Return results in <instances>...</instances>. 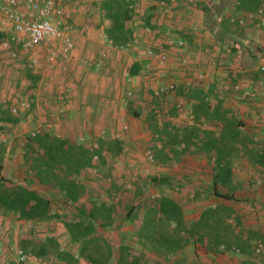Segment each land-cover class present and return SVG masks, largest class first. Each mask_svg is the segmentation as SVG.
I'll return each mask as SVG.
<instances>
[{"label":"crops","instance_id":"1","mask_svg":"<svg viewBox=\"0 0 264 264\" xmlns=\"http://www.w3.org/2000/svg\"><path fill=\"white\" fill-rule=\"evenodd\" d=\"M57 1L61 3L66 13L70 16L69 23L72 27L71 37L74 43V50L72 52V58L68 62V70L64 76H61L57 72V69H49L45 62L43 50L40 49L38 51V67L35 73H32L38 76L39 79L35 85H31L27 81L30 85L28 92L33 95V98L29 100V102L33 104V110L30 111V118L20 115L12 116L9 113L10 105L14 103V97L10 101V104L6 105L9 98L6 100L5 95L8 87L11 85V80L14 77L17 78L18 75L22 76L21 72H18L21 71L19 69L20 67L15 63H24V69H28L25 61L14 62L8 58L7 52L1 47V42L4 36L0 34V127L3 131L4 129L5 131L6 129H11L10 133H7V135H0V139L7 145L9 143H12L13 145L14 140L15 143H19L22 138L25 139L26 136L32 133H39V131H32L36 128H44L45 126L49 127L50 125H46L48 119L47 116H53V114L58 113L56 115L58 120H54L55 123L50 126V130L44 128V131H46L45 133H49L50 131V134H54L63 139L74 140L77 144L79 143L76 137H84L88 140L87 142H95L97 144L99 141H117L121 144L119 157H121V155L124 156L123 154L128 151V147L125 145L127 139H136L135 137L140 134L139 129L148 128L145 120L142 119V113L147 111L144 106L151 105L153 115L155 110L154 106H159V100L154 98L151 91L144 87L146 80H150V77L156 73L152 62H150L148 69L146 68L148 61L144 60L142 57V51L144 48L152 45L156 48L167 50L170 58L168 74L177 87L175 96L166 95L162 106H169L167 101H173L177 106L179 104L180 106H182V104L191 106L192 101L189 99L188 93L192 90H199L203 93L204 100L208 104L207 106L210 108L219 106L223 109L229 110L230 113L241 122L244 127L242 131L244 135L248 136L249 139H251V141L262 150L261 153L264 155V118L258 116L260 105L264 103V90L257 88L254 89V96L251 98L253 106H248L247 103L246 106L245 102L238 101L239 96L234 95V93L228 89L231 84L243 77L255 80H258L261 77L264 80V75H260V70L258 71L257 69V66L261 62L258 59L257 54L259 52H264V44H261L264 43V33L260 31L262 32V40L254 45L256 48L254 51H252V46L247 44V49L252 51L251 54L254 56V61H256L254 66L247 64L248 60L250 62V56L248 59L246 57L247 50L242 48V45H245V42L247 43V41L242 40V44H239L241 42L231 38L232 34L230 31H232V29L229 28L230 26L231 28L232 26L235 28H246L249 26L239 27L228 21V18L230 17L244 14V12L235 8V4L238 2L237 0H233V4L229 9L222 11L220 14L215 12L216 6L219 4L220 0H180L175 8H173V12L165 18L163 17L164 19L158 10L152 6L153 2L157 0H130L133 3V19L130 25L134 31L133 39L137 40V44L136 46H129L124 51H117L105 36L104 31L108 27L109 22L104 19L101 10V2L103 0ZM210 12L214 14L212 22L208 21V14ZM219 17L221 18L220 22L217 21V18ZM161 18L164 21V30L170 29L174 37L181 36L184 38L186 42V50L181 51L174 47H167L163 36L164 30H162V28L159 30L160 28L157 26V23L161 21ZM222 24L223 26L224 24L228 25L231 35L226 41V44L221 43L216 36V33ZM145 27L151 29L150 34L146 35L143 32ZM193 27H196L197 31H193ZM232 44L233 47L230 48ZM236 46H239L240 49L242 48V51H237L235 49ZM102 52H107L108 58L105 61L103 68L100 70H95L92 66L88 67L82 65V60H93ZM184 55L188 57L189 64L186 69H180L178 62ZM14 69H16L17 72H15ZM132 70L135 71V73L131 75L130 71ZM49 76L51 77V82L48 79ZM23 79L26 80L25 76ZM65 88L69 91L70 98L67 103L59 100L60 94ZM11 92L14 95L16 91L11 89L9 90V94ZM24 97L26 98V96ZM144 101H147V103L149 102L150 105L146 104ZM139 106H141V108ZM252 108L255 110L252 111ZM190 112L191 114H189V118L192 117L193 119L184 126H179L178 122L174 121V118L164 120L163 123L169 122V126L175 128L195 126L200 130H211L215 132V134L219 132V121L217 122L216 120L214 121L205 118L196 120L192 110H190ZM7 114L16 119L17 122H3L1 118L5 117ZM129 114H132V116ZM119 118L124 120L128 129L121 133L120 140H114L112 139L111 134L121 131V124L118 121ZM208 121H213V127L210 125L207 129L200 127V123H206L208 125ZM153 123L159 128L163 124L159 125L156 121ZM150 135L154 134L150 131ZM75 138L77 140H75ZM157 141V139L154 140L156 144L155 147L154 145L151 146L154 147V151L160 147V144H158ZM257 146L251 145L249 148L257 150ZM237 148L238 153L232 156L233 161L237 158L243 160L247 166H256L248 162V154L245 153L240 145H237ZM9 149L10 145H8V149L6 150L8 151ZM14 150L19 156L18 163H21L23 149L18 145ZM103 152L105 155V151ZM16 155H7V157L2 160L1 165L3 168H1V176L4 178L12 179V176L18 175V172H14V170H16V165L13 162L14 160H8L9 157L16 159ZM103 157L105 158L106 156ZM166 157L167 159L164 161L165 163L156 162L154 164V171H167L166 163H174V167L178 166L182 171L179 177L184 181H188L187 184H181L184 188L181 190L180 197L189 195V198H191L192 194L190 190L203 191L202 187H205V184L207 185L209 182L211 184L214 167V153L205 154L195 147H190L186 149L185 152L178 155L177 158L173 157L172 154H167ZM233 161L231 183L228 185L230 192L235 191L239 187L234 182L235 163H233ZM8 163L13 168L15 167L14 170H9V173H11L9 175L11 176H6L5 173V170L9 165ZM204 163H209L211 165L209 172L210 180L208 181H205V176H202L207 172ZM142 173H144L143 175L145 176L146 173L150 172L147 169L136 172L132 171L133 177L134 175L141 176ZM203 181L205 182L203 183ZM133 183L134 188L136 179H134ZM179 184L173 185L176 191L178 190L176 189V186ZM140 186L134 188L133 192L136 189L137 191H135V193L144 192L143 188H139ZM108 188L110 189L109 186ZM188 192L190 194H188ZM141 194L143 195V193ZM108 195H111L110 204L113 206V210L116 211L119 206L113 203L119 201L120 198L112 191L109 192ZM142 195L138 196L134 201L130 200L132 202L128 201L132 210L131 214L134 215L131 224L120 222V219L116 222L115 217H113V225L107 228L104 232L103 236L107 241L111 236L118 239V242H115L114 248L119 246L121 240H124L126 243L130 238L137 239L135 230L139 224H141L144 213L148 209L147 207L146 209L144 207L143 200L141 199ZM113 198L114 202L112 201ZM170 198L175 200L181 206L184 213V219L187 223L195 222L199 219L201 212L189 215L185 214V209L188 211V208L191 209L193 207L192 205L184 206V199L178 200L176 198ZM106 201L107 203L109 202L108 200ZM101 203L106 202L103 201L98 204ZM201 203L205 204V202ZM71 205L70 202H67L66 208H70ZM212 208H215V206H212ZM243 218L244 217L242 216L235 215V213L233 214V212L230 214V217L226 220L227 223L231 225L230 233L234 235L240 234L231 223L232 221H234V223H237L238 221L241 222ZM2 219L4 218L2 217L1 220ZM242 223L243 222H241V224ZM247 229L248 230H245L246 232L252 231L250 228ZM254 231H256V234L259 236L257 230ZM231 236L232 235H230V237ZM8 237H11V231L8 230V228H5L4 232L0 229L1 254L3 253L1 247L4 246L5 240ZM193 240L194 241H191L190 245L171 256H158L149 249H146L147 251L144 250L146 253L144 258L148 259L146 264H214L212 263L213 257H225V255L228 254L238 255L239 258L243 260L240 254L233 252L220 253L218 248L216 253L209 251V244L206 239H203L202 243L195 241L199 240L198 237H194ZM254 244L255 242L253 245ZM131 247L133 248V246ZM72 254L76 256L77 251ZM142 255L143 254H140L139 256L141 257ZM201 256H203L206 261L199 262L201 261L199 260ZM255 262L261 264L257 260H255ZM4 263H6L5 258L0 260V264ZM40 264L46 263L43 262L42 259ZM78 264L89 263L80 259ZM141 264H143L142 261Z\"/></svg>","mask_w":264,"mask_h":264},{"label":"trees","instance_id":"2","mask_svg":"<svg viewBox=\"0 0 264 264\" xmlns=\"http://www.w3.org/2000/svg\"><path fill=\"white\" fill-rule=\"evenodd\" d=\"M232 1L220 0L215 12L220 14L229 9ZM237 1L235 8L244 13L258 11L261 2V0ZM132 5L130 0L101 2L103 17L109 22L104 33L114 47L125 46L133 40L134 31L130 25L133 19ZM213 16L214 14L210 12L208 21L212 22ZM216 36L221 43L226 44L231 37L228 25L222 24ZM232 47L233 44L230 48ZM254 60L251 54L250 62L248 60L247 64L254 66L256 63ZM134 73L135 71H130L131 75ZM259 74L264 75V70ZM25 78L31 85H35L39 79L31 70L25 71ZM188 97L192 101L194 118L219 121V132L215 134L211 130H200L195 126L175 128L169 126V122L163 123L160 128L153 124L150 126L151 132L158 135L157 143L160 144L158 149L153 150L154 158L156 159L159 154L163 155L165 160L167 154L177 158L190 147H195L205 154L214 153L211 178L213 193L217 198L235 200L229 192L228 185L232 177V156L238 153L237 145L248 154V162L252 165H264L262 150L239 129L242 126L241 122L229 110L219 106L210 108L199 90L190 91ZM1 120L6 123L17 122L7 115ZM251 145L257 146V150L250 149ZM104 150L114 154V150H121V144L117 141H99L98 150H93L77 144L74 140L63 139L50 133H37L29 136L24 142L21 157L23 166L28 169L26 183L17 184L4 178L1 176L0 168V213L17 215L18 219L24 222L52 218L51 200L40 194L35 186L44 187L57 195L55 204L59 206L61 214H54L53 218L61 221L69 240L77 245L75 256L62 250L55 237H47L44 240L28 239L22 241V247L26 251L41 259L56 258L63 264H78L80 259L89 264H141V257L124 240L114 248L103 236L106 229L113 225V217L116 222L119 220L115 216L119 212L113 210V206L107 202L88 204L82 201L84 187L79 183L78 176L92 166L94 154L100 155ZM104 159L100 155L102 162ZM152 180L156 185L163 182L156 178ZM218 187L224 188L227 192L217 190ZM67 202L72 204L70 208H66ZM225 210L229 213L224 214ZM131 211L130 207L128 215ZM231 213V210L224 207H207L201 211L197 221L187 223L181 206L170 197L161 196L152 208L145 211L135 234L144 248L158 256L174 255L190 245L194 237H198L199 240L195 241L202 243V240L206 239L209 244L208 250L213 253L217 252L220 245H224L227 251H237L242 256V264H257L252 255L253 243L258 238L256 232L247 231L244 235L230 233L232 235L230 239L227 237L225 232L226 230L230 232L231 225L226 220ZM236 224L240 225V222Z\"/></svg>","mask_w":264,"mask_h":264},{"label":"rangeland","instance_id":"3","mask_svg":"<svg viewBox=\"0 0 264 264\" xmlns=\"http://www.w3.org/2000/svg\"><path fill=\"white\" fill-rule=\"evenodd\" d=\"M232 29L231 34L232 38L234 40L241 42L242 40H246L247 43L245 42V45L243 44L242 48H245L246 51V57L249 58L251 56L252 51H254L255 44H258L260 40H262V32L258 28H255L252 25H249L246 28H235L234 26L229 27ZM254 28V29H253ZM239 44H242L239 43ZM252 46V51L248 50L247 46L248 45ZM264 44V43H261ZM242 48L240 51H242ZM39 55V54H37ZM10 63V62H8ZM12 63V62H11ZM18 65L21 71V75H18L17 78H13L11 80V85L7 89V93L5 95V99L7 101L6 105L10 104V101L14 97L12 92L9 94V90L17 91L19 94H21L22 97L26 96L28 100H31L33 98V95L30 94L28 91V87L30 86L27 83V79H23L25 76V71L24 69V63H15ZM9 65V64H7ZM23 68V69H22ZM15 72L17 70L14 69ZM23 71V72H22ZM16 75V74H15ZM29 82V81H28ZM30 83V82H29ZM146 104L150 105V103L147 101H144ZM169 106H154V108H159L162 116L164 117L163 120H169V118H174L177 122L178 125L184 126L185 124H188L191 120L189 119V114H191L190 110H192V107L189 105L182 104V106H177V104H174L173 101H167ZM245 102V105L247 103L248 106H253L252 101H242ZM156 104V103H155ZM157 105V104H156ZM159 105V104H158ZM246 105V106H247ZM141 108V106H139ZM30 111L33 110V104L30 106ZM144 108L147 110L142 113V119L145 120L146 124L148 125L147 129H139L140 134H138L136 139H127L125 145L128 147V151H126L121 157H119L120 151L114 150V154H109L106 150L105 151V159L103 162L100 160L99 165H98V171L97 174H91V173H86L85 175L80 174L78 176V181L81 183L84 187V196H83V202L91 204L93 202L100 203V202H107L108 200L110 203V197L109 192H113L117 197L120 198L119 201L113 203L115 205H118L117 211H119V214H116L117 218L121 220V222L125 224H131V221L134 219V215L130 213L128 215V211L130 208V204L128 201L132 200L134 201L138 196L142 195L141 199L143 200L144 207L147 208H152L154 203L150 200H148V196L151 194H158L160 197L161 196H168L172 198H176L178 200L184 199V206H191L193 208L185 209L186 213L185 214H193V213H200L204 208L206 207H219V208H226L229 209L235 213V215H239L244 217L241 222H243L240 225H235L234 221H232L231 224L234 225L235 229L237 232L239 231L243 235L246 233L245 230H248L247 228L252 229L253 232H256L254 230H257V233L259 234L258 238H256L257 242L258 240L264 241V184L261 183V181L264 179V165H256V166H250L246 165L243 160L241 159H234L233 163H235V175H234V182L237 184L239 187L235 190L232 191L231 194L235 198V200L228 201L224 200L221 198H217L214 193L212 186L210 182L206 185L202 190H190L192 197L189 198V195H184L183 197H180L181 190L184 188L181 184H187L188 181H184L182 178L179 177L181 174V170L178 168V166L174 167V163H166L167 165V171L164 172H159V171H154V164L157 163H163L165 161V158L163 155L159 154L157 158H154V162L151 163L145 159L144 153L145 151L149 148L153 152V148L155 147V142L156 140L153 135H150L151 130V125L154 124L153 122L156 121L153 113H152V106H144ZM134 110V109H132ZM252 111L255 109H251ZM132 113V112H131ZM31 114V112H30ZM58 113L53 114V116H47L48 119L46 121V125H53L54 120L57 121L58 119L56 118V115ZM9 114H7L8 116ZM132 116V114H129ZM12 117V116H9ZM13 118V117H12ZM44 121V120H43ZM45 122V121H44ZM208 126L210 125L213 127V121H208ZM49 127H44L46 130H50ZM209 126V127H210ZM216 127V125H215ZM43 127L36 128L32 130L33 132L39 131V133H45ZM33 129V128H32ZM11 129H1L0 127V135H7V133H10ZM149 131V132H148ZM6 132V133H5ZM50 133V131H49ZM52 133V132H51ZM31 136L28 135L26 138H22L19 143H15V140L12 143L8 144L10 145V149H8V145L0 139V168H3L2 160L5 159L8 156H11L12 154L16 155V149L17 146L21 149L24 148V142L25 140ZM152 136V138H151ZM24 137V136H23ZM78 139V137H76ZM75 138V140H77ZM17 139V138H16ZM22 143V144H21ZM154 147H151L153 146ZM14 147V148H13ZM126 147V148H127ZM17 158L13 159L12 157H9V161H13L16 165V170L15 167L13 168L9 163L8 167L6 168L5 173L6 176H11L9 174L11 169L14 170V172H18V175H14L9 179L14 183L21 184V183H26L27 182V171L28 169L23 166V161L21 160V163H18V154L16 155ZM17 160V162H16ZM165 163V162H164ZM205 164V169L207 172L202 175L205 176L204 179L205 181L210 180V167L211 165L209 163H204ZM131 166H135L137 168V171L147 169L149 170L150 173L148 175H143L142 173L141 176L139 175H134L132 174L133 169H131ZM117 174L121 176V179H124L125 176L128 178H132L133 180L136 179L135 187L140 186L139 188H143L144 192L140 193H135L137 189L133 192L131 191H124L121 189V187H117L111 184L106 183L105 179L111 175ZM153 178H160V181H163L160 185L153 183ZM165 180V181H164ZM184 181V182H183ZM203 181V183L205 182ZM180 183V184H179ZM174 184H179L177 185V191L174 188ZM110 187V189L108 188ZM134 186V183H133ZM37 190L39 191L40 194L46 196L48 199L51 200L52 206H51V211H50V216L52 218L44 221H36V222H24L20 221L17 217V215H7L5 216L0 213V229L1 231L4 232L5 228H8V230L11 231V237H8L5 240L4 246L1 247L2 254L0 253V260L5 258V262H8V264H14L12 261L13 257L12 254L10 253V248L12 246H19L23 250H25L22 247V241L28 240V239H35V240H44L47 237H55L56 240L58 241L60 248L63 249L64 251L70 252V253H75L77 251V245H74L71 243L69 240V237L67 236V232L63 228L61 221L53 218L54 214H61L59 206L55 204L56 202V194L53 192H49L47 189L44 187L40 186H35ZM133 188V189H134ZM141 190V189H140ZM217 190L221 192H227L224 188L218 187ZM104 192V193H103ZM230 192V191H229ZM188 194H190L188 192ZM202 195V196H201ZM202 200V201H201ZM114 202V198L112 200ZM126 201V202H125ZM130 201V202H132ZM128 202V203H127ZM205 202V204L201 203ZM122 204V205H121ZM190 210V211H189ZM229 212L227 210L224 211V214H228ZM193 216V215H192ZM4 218L1 220V218ZM227 234V237L230 238V232L229 230H226L225 232ZM5 234V233H4ZM109 243L114 247L115 242H118V239L115 238L114 236H111V238L108 240ZM126 241V240H125ZM127 245L133 246L134 250L138 254H143L141 256V261L143 264H146L148 262V259L144 258L146 248L142 246V244L138 241V239H133L130 238L127 240ZM26 251V250H25ZM147 251V250H146ZM28 252V251H27ZM201 260V261H199ZM198 261H206V259L201 256ZM43 262L46 264H63L61 261L57 260L56 258H51V259H44ZM243 260L239 258L238 255H225V257L217 256L213 257L212 263L214 264H242Z\"/></svg>","mask_w":264,"mask_h":264},{"label":"built area","instance_id":"4","mask_svg":"<svg viewBox=\"0 0 264 264\" xmlns=\"http://www.w3.org/2000/svg\"><path fill=\"white\" fill-rule=\"evenodd\" d=\"M179 1L180 0H157L153 2L152 6L158 10L162 15V18H165L173 12V8H175ZM162 18L161 21L157 23V26L160 28L159 30H161V28L164 30V18ZM69 21L70 16L57 0H0V34L4 36L1 42V47L7 52L8 58L11 61H25L27 69L34 73L37 70L39 63L37 54L41 49L43 50L45 62L49 69H57V72L61 76H64L68 70V62L71 60L72 52L74 50V43L71 37L72 27ZM217 21L220 22L221 18H217ZM228 21L239 27L252 25L264 33V0H261L258 11L236 15L228 18ZM192 29L193 31H197L196 27H193ZM143 32L146 35L150 34L151 29L145 27ZM163 34L168 48L174 47L181 51L187 49L183 37H174L170 29L164 30ZM136 44L137 40L133 39L129 44L115 47V49L117 51H124L129 46H136ZM235 49L237 51L241 50L239 46H236ZM142 57L144 60L148 61L146 68H148L150 62H152L156 71V73L150 77V80H146L144 87L151 91L152 96L159 100V106H162L166 95L175 96L177 92L176 84L168 74V65L170 61L168 52L166 49L156 48L149 45L142 51ZM257 57L261 61L257 66V69L258 71H262L264 70V52H259ZM107 58L108 53L102 52L95 59H85L82 60L81 63L88 67L92 66L95 70H100L103 68ZM178 64L180 69H186L189 64L188 57L186 55L182 56L179 59ZM48 79L50 82L52 81L50 76ZM256 88L264 90L263 78L260 77V79L255 80L243 77L231 84L228 89L231 90L234 95L239 96L238 101H249L253 98L254 89ZM69 99V91L65 88L60 94L59 100L67 103ZM10 106L9 113L12 116L20 115L26 118L31 117V103L27 98L22 97L17 91L14 93V103ZM178 106H180V104ZM258 113L260 118H264V103L260 105ZM154 115L156 122L159 125L164 122V117L159 108L154 110ZM189 119L192 120L193 118L190 117ZM118 121L121 124V131L111 134V137L114 140H120L121 133L128 129V126L123 119L119 118ZM200 127L207 129L208 125L206 123H200ZM239 129L243 131L244 127L240 126ZM35 134L37 133H32L31 136H34ZM153 136L155 139L158 138L157 134H154ZM87 141L88 140L84 137L78 138L79 144L93 150H98L97 143ZM100 155L104 156V152ZM100 155L94 154L92 158V166L83 170V173L81 172L82 175H85L86 173L97 174ZM144 156L147 161L153 163L154 155L151 149L148 148L145 151ZM131 169H133V172L137 171L135 166H131ZM147 174L148 173H146V175ZM105 181L110 185L114 184L119 186L122 190L127 192L133 190L134 180L133 178H128V176L121 179L120 175L114 174L107 177ZM261 183L264 184V179ZM158 199L159 196L156 194H151L148 197V200L153 203H156ZM9 250L12 254V261L14 264H40L42 262L41 258L33 256L19 246H12ZM218 251L220 253L229 252L224 245H220ZM231 252L238 254L237 251L231 250ZM252 252L253 258L261 264H264V241L258 240L255 242ZM5 264H8V262Z\"/></svg>","mask_w":264,"mask_h":264}]
</instances>
